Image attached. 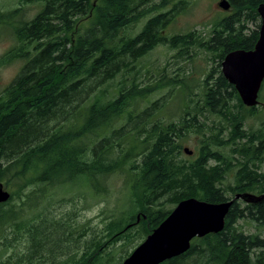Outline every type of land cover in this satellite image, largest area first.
I'll return each mask as SVG.
<instances>
[{
	"label": "trees",
	"instance_id": "trees-1",
	"mask_svg": "<svg viewBox=\"0 0 264 264\" xmlns=\"http://www.w3.org/2000/svg\"><path fill=\"white\" fill-rule=\"evenodd\" d=\"M230 1L234 11L206 38L162 32L176 13L174 0H19L0 10V30L14 40L0 66L23 61L0 91V182L11 192L0 203V242L7 248L10 234L16 240L24 232L26 243L11 264H108L105 238L116 231L115 240L148 236L172 211L163 197L176 206L189 197L217 203L246 192L262 198L235 199L222 231L194 238L185 253L160 264H264V128L246 127L259 105L243 104L219 69L229 52L255 47L264 0ZM29 3L40 6L31 18ZM160 42L183 59H192L193 45L218 61L204 76L201 98L183 67L164 66L148 82L136 75L139 58ZM176 93L182 116L168 119L163 114ZM259 100L264 107V81ZM191 131L204 138L186 159L182 141ZM117 175L128 184L126 201L103 240L70 236L77 209L49 216L68 193L104 195ZM140 219L141 231L127 233ZM244 219L259 231L246 233ZM52 220L62 233L45 231ZM71 238L85 244L63 251Z\"/></svg>",
	"mask_w": 264,
	"mask_h": 264
},
{
	"label": "rangeland",
	"instance_id": "rangeland-1",
	"mask_svg": "<svg viewBox=\"0 0 264 264\" xmlns=\"http://www.w3.org/2000/svg\"><path fill=\"white\" fill-rule=\"evenodd\" d=\"M221 1L222 0H174V3L176 4V13L167 23L162 32L165 35L171 37L175 34H184L196 31V33L200 34L203 38H206L221 18L231 14L234 11L230 0H228L231 4L228 10H225L220 6L219 3ZM18 3L19 0H0V10H7L16 7L18 6ZM170 7H173V5ZM39 9V4L29 3L26 6V17H33ZM143 24V22L138 24L136 28L137 31L141 30ZM12 38L13 37L10 35L9 31L0 30V56L14 44V40ZM189 52L191 53L192 59H183L176 53V48L172 47L171 44L167 42H160L150 49L145 55L139 58L138 62L136 63V75L148 82L152 80L156 71L164 66L168 68L183 67V70L186 73H189V76L192 75V78L187 79L190 86H192V91L197 93L196 97L201 98L203 93L204 76L212 70L214 65L216 66L218 64V61H214L213 55L203 50L202 47L195 48L192 45L189 47ZM22 63L23 61L19 60L0 66V91L16 76ZM219 69H222V67ZM169 93L170 92L167 90L157 91V93H155L153 96L156 99L159 97L161 98L162 96H165ZM177 98L178 93L171 97L169 95V103H167L168 111L164 112V117H168V119H179L182 116V104ZM144 105L145 103H143V107ZM168 114L170 115L168 116ZM207 121L212 124L210 119ZM249 125H251L252 129H259L260 127L264 128L263 104H259L258 109L248 115L246 127L248 128ZM203 138L204 136L202 133L193 131L188 133L182 141V148L187 147L195 152V154H190L192 155L190 156L182 150L181 156L186 159L193 158L198 153V149ZM219 149L229 152L227 147H219ZM261 170L264 171V164L261 166ZM227 178L228 181H232L234 179V170L228 174ZM108 185V192L96 198L90 197V195L87 198L83 196L84 194L88 195V193H68L66 195L67 200L61 198L56 202V204H54L55 207L52 209L49 216L51 218L54 216H62L66 210L77 209L75 217V232L70 236L79 237L81 234V241L83 238L84 241H87L92 238H99L102 236L103 240V235L107 234L106 228L108 227V224L114 217H118L119 213L121 212V208L124 207L126 193L128 190V184H126L125 179L120 175L115 177L112 176ZM65 201H69V203L66 204ZM162 201L165 202L166 208H172V210L174 209L175 206L168 202V196L163 197ZM139 222L140 224L137 227L130 228L127 233L138 234V232L141 231L140 228H142L141 219ZM51 223H54L53 220ZM239 224L242 225V228L246 233L259 231L255 224L247 221V219L241 220ZM52 226H55L56 228H53ZM52 226L50 229L47 228L45 230L48 234L52 231L55 233H62V230L59 227L54 224ZM44 233L45 232H42L38 237L41 239V236H43ZM117 233L118 232L116 231V235L105 238L106 242L109 241L107 247H110L109 249L111 250V260L108 264H117L121 260L122 256L123 259L128 257L129 255L127 256V254L129 252L131 254L133 250L139 245L138 243L141 242V240L144 241L147 237L146 235L144 238L142 237V239L141 236L136 235L137 237L135 236V239L132 240V242H130L131 239L129 241L127 237L115 240ZM23 235L24 232L22 233V237L20 239L15 240L13 238L14 235L10 234V241L8 242L7 248L2 245V242H0V251H4L1 254L3 258L2 264H11L12 260H14L11 258L12 256L16 257L18 254H23L25 252L24 250H26V243L25 237H23ZM143 235L144 234H142V236ZM84 244L85 242L80 243L79 240L71 238L69 242L64 244L65 246H63V251H68V249H71L77 245H79L81 248V245ZM109 249H107V251ZM45 262L46 264H49L48 260H45Z\"/></svg>",
	"mask_w": 264,
	"mask_h": 264
},
{
	"label": "water",
	"instance_id": "water-1",
	"mask_svg": "<svg viewBox=\"0 0 264 264\" xmlns=\"http://www.w3.org/2000/svg\"><path fill=\"white\" fill-rule=\"evenodd\" d=\"M220 6L230 8L228 0ZM261 27L259 39L251 50L236 49L225 55L221 67L224 77L232 83L248 107L260 103L259 94L264 81V2L259 5ZM187 154L193 151L184 148ZM11 192L0 182V203L10 199ZM254 201L252 193H237L233 199L209 202L196 197L181 200L160 225L124 259L123 264H160L185 253L196 237L217 233L224 229L226 215L235 199Z\"/></svg>",
	"mask_w": 264,
	"mask_h": 264
}]
</instances>
